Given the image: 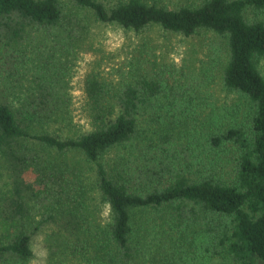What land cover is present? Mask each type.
I'll return each instance as SVG.
<instances>
[{
	"label": "trees",
	"instance_id": "1",
	"mask_svg": "<svg viewBox=\"0 0 264 264\" xmlns=\"http://www.w3.org/2000/svg\"><path fill=\"white\" fill-rule=\"evenodd\" d=\"M65 1L0 0V264L264 262V22L246 16L264 0ZM89 19L134 33L140 60L116 79L95 61L75 107ZM155 27L224 37L243 107L210 113Z\"/></svg>",
	"mask_w": 264,
	"mask_h": 264
},
{
	"label": "rangeland",
	"instance_id": "2",
	"mask_svg": "<svg viewBox=\"0 0 264 264\" xmlns=\"http://www.w3.org/2000/svg\"><path fill=\"white\" fill-rule=\"evenodd\" d=\"M64 2L66 12L69 6L66 4L67 1L64 0ZM246 16L250 21L261 20L264 22V9L254 10L247 8ZM86 23L89 25L94 42L90 43L93 48L82 53L81 58L74 67L71 85L75 107L79 106L80 96L82 95L80 88L83 78L94 69L95 61L102 58L99 70L104 75L112 79L115 77L116 79L114 72L117 73V71L115 68L130 66V64L133 66L136 65V61L140 60L139 54L136 52L138 50L136 45L142 41L136 38L134 33L124 32L114 25L94 23L91 19ZM145 36L151 40V43L155 44L157 57L172 60L179 65L192 64L193 74L205 77L206 81L203 87L208 96L206 103L210 113L221 115L222 101L226 107H229L230 111L238 106L243 107L241 105L243 104L242 98L235 93L222 90V72L228 58L224 37L207 30L200 31L192 37H184L173 32L164 35L156 27L145 31L143 37ZM259 64L264 72V58L260 59ZM201 69L206 74H203ZM212 101H215L216 105L211 104ZM212 106L215 107V112L211 111ZM78 109H75L73 114L75 115V121L82 123L83 116ZM256 264H264V262L258 260Z\"/></svg>",
	"mask_w": 264,
	"mask_h": 264
}]
</instances>
